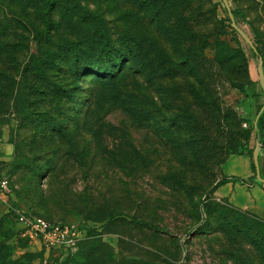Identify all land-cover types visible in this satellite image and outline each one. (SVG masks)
I'll use <instances>...</instances> for the list:
<instances>
[{
	"label": "rangeland",
	"instance_id": "374dc122",
	"mask_svg": "<svg viewBox=\"0 0 264 264\" xmlns=\"http://www.w3.org/2000/svg\"><path fill=\"white\" fill-rule=\"evenodd\" d=\"M228 3L264 66V0ZM257 57L222 0H0V264H264V205L222 193ZM16 208L84 236L45 250Z\"/></svg>",
	"mask_w": 264,
	"mask_h": 264
},
{
	"label": "built area",
	"instance_id": "2783aa9c",
	"mask_svg": "<svg viewBox=\"0 0 264 264\" xmlns=\"http://www.w3.org/2000/svg\"><path fill=\"white\" fill-rule=\"evenodd\" d=\"M249 125L242 123L245 128ZM9 193L8 180L0 174V203L6 202ZM13 218L19 226L20 235L45 250L57 249L67 254L84 236V224L81 222L49 221L17 208L13 211Z\"/></svg>",
	"mask_w": 264,
	"mask_h": 264
},
{
	"label": "crops",
	"instance_id": "0c3cea01",
	"mask_svg": "<svg viewBox=\"0 0 264 264\" xmlns=\"http://www.w3.org/2000/svg\"><path fill=\"white\" fill-rule=\"evenodd\" d=\"M261 103L257 98H251L244 108L241 106L243 108L242 116L246 119V123L253 125L257 116V105ZM251 136L254 137L252 132ZM262 142L258 161L260 174L264 178V138ZM253 145H255V139ZM239 160V168L228 173V182L223 185L222 193L227 195L230 202L238 206L255 207L258 204L264 205V184L259 183L256 178L252 177L254 175L253 163L247 154L241 155Z\"/></svg>",
	"mask_w": 264,
	"mask_h": 264
},
{
	"label": "water",
	"instance_id": "95a60500",
	"mask_svg": "<svg viewBox=\"0 0 264 264\" xmlns=\"http://www.w3.org/2000/svg\"><path fill=\"white\" fill-rule=\"evenodd\" d=\"M222 2H223L224 6L227 10L228 17L230 19V26L235 31H237L239 36L242 37V39L245 41V43L258 56L257 61H256V72H257V76H258V83H259V86H260L262 93H263V96H264V66H263V60H262L263 58L258 54L257 49L254 46L252 40L248 37V35L245 33V31L235 22V19L233 17L232 12H231L228 0H222ZM263 109H264V103L262 104L252 126L256 127L257 118L260 115V113L263 111ZM240 111H241V115H242L243 114V108L242 107H241ZM262 145H263V142H260L259 139H256L255 146L253 147V150H252V163H253L254 170H255L256 180L258 182L264 184V178L260 174V167H259V161H258V156H259V152H260Z\"/></svg>",
	"mask_w": 264,
	"mask_h": 264
},
{
	"label": "trees",
	"instance_id": "16d2710c",
	"mask_svg": "<svg viewBox=\"0 0 264 264\" xmlns=\"http://www.w3.org/2000/svg\"><path fill=\"white\" fill-rule=\"evenodd\" d=\"M239 13V11L238 10H236V12H235V10L234 11H232V13ZM245 31V30H244ZM246 32V31H245ZM247 33V32H246ZM248 34V33H247ZM249 36V35H248ZM253 42V41H252ZM253 44H254V46L256 47V49H257V52H258V54L261 56V54L259 53V50H258V47L255 45V43L253 42ZM262 57V56H261ZM110 77H115V75H111ZM262 106V105H261ZM261 106L259 107V109L257 110V114H258V112H259V110H260V108H261ZM242 116V115H241ZM239 120H242V118H243V116L242 117H237ZM242 122H246V120H243ZM251 128V132L253 133V136L255 137V138H260V134H259V132L262 130L263 132H264V109H263V111L260 113V115L258 116V118H257V121H256V127H254V126H252L251 124L249 125ZM229 136H230V138H231V134L229 133ZM264 136V135H263ZM230 138H228V140H227V144L224 146V149H225V152L226 153H231V152H233V148H234V146H232L231 144H230ZM263 138V137H262ZM261 141H262V139H261ZM251 152H252V150H251ZM252 168H253V173H254V175L252 176L253 178H255V170H254V166L252 165ZM224 182H226V181H224ZM143 226H145V227H148V228H151V225L150 224H148V223H146V222H142L141 223ZM153 228V227H152ZM257 238H255L254 237V240H253V243H254V245H256V247H261V249L263 248V251L261 252L262 253V255H263V258H262V261L264 262V246H260V245H262L263 243L262 242H264V237L261 235V234H258L257 236H256ZM258 242H257V241Z\"/></svg>",
	"mask_w": 264,
	"mask_h": 264
}]
</instances>
